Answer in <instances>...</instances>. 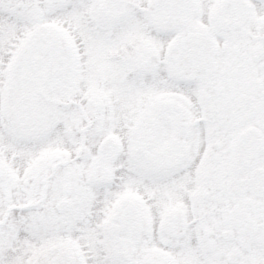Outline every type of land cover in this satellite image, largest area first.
Masks as SVG:
<instances>
[{"label": "snow or ice", "instance_id": "6c2138e0", "mask_svg": "<svg viewBox=\"0 0 264 264\" xmlns=\"http://www.w3.org/2000/svg\"><path fill=\"white\" fill-rule=\"evenodd\" d=\"M0 264H264V0H0Z\"/></svg>", "mask_w": 264, "mask_h": 264}]
</instances>
